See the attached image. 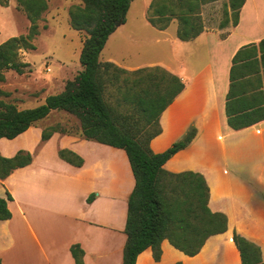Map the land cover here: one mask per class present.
<instances>
[{
	"label": "crops",
	"instance_id": "obj_1",
	"mask_svg": "<svg viewBox=\"0 0 264 264\" xmlns=\"http://www.w3.org/2000/svg\"><path fill=\"white\" fill-rule=\"evenodd\" d=\"M222 4L205 5L204 21L206 10L211 12L209 21L216 14L219 17L220 9H214ZM220 21L214 28L204 22L205 30L196 38H204L216 48L218 69L210 64L199 74H187L183 64L175 70L163 63L134 67L116 58L103 61L130 71L161 66L185 83L183 92L161 115V133L150 147L154 153H161L174 141L167 140V133L179 140L195 127L196 135L189 146L171 157L164 168L172 173L201 174L209 187L210 211L227 218L226 232L210 237L196 256L188 257L164 240L158 262L147 249L135 264H241L233 232L257 245L264 262V121L232 130L225 117L232 57L242 47L264 39V1L245 0L236 26L230 20L219 28ZM149 26L161 36L158 43L168 40L167 29ZM170 38L178 61V42H183L176 38V30ZM40 139L41 129L36 125L12 140L0 139L2 157L11 158L19 150L32 154L28 166L1 181L0 197L6 192L12 197L7 204L11 218L0 221L1 264H74L69 251L72 245L82 249L83 264H122L127 202L134 185L123 150L74 135L54 134L46 142ZM54 140L56 149L49 153L48 146ZM217 140L220 148L215 152ZM64 148L82 158L81 167L58 157Z\"/></svg>",
	"mask_w": 264,
	"mask_h": 264
},
{
	"label": "trees",
	"instance_id": "obj_2",
	"mask_svg": "<svg viewBox=\"0 0 264 264\" xmlns=\"http://www.w3.org/2000/svg\"><path fill=\"white\" fill-rule=\"evenodd\" d=\"M78 1L81 5L73 6L68 16L70 27L86 35L79 57L82 71L65 83L62 92L48 96L44 104L31 109H19L14 103L5 102L2 98L8 94L0 90V139L16 138L47 118L51 111L74 116L79 122L75 133L56 125L42 130L41 142L54 134L74 135L124 151L134 185L127 202L122 264H135L147 249L158 262L164 240L184 255L194 257L210 237L227 230L226 216L213 213L208 207L209 187L201 174L172 173L164 168L171 157L192 142L196 128L191 127L181 140L161 153H154L150 147L151 141L161 133V115L183 92L185 83L161 66L130 71L100 61L109 36L117 25L125 23L134 0ZM217 2H223L219 28L227 26L230 20L236 26L245 0H151L146 18L159 31L175 22L176 38L190 42L205 30L203 7ZM16 4L30 25L25 35L0 44V82L4 81L5 72L21 75L29 67L21 60L20 51L35 49L37 22L47 10L46 0H16ZM0 6L7 7L8 0H0ZM228 78L225 96L228 127L241 130L264 121V39L234 54ZM57 155L74 167L83 164L82 158L70 150H59ZM31 161L32 155L24 150L11 158L0 156V185ZM90 200L89 197L87 201ZM10 201L8 192L0 197V221L11 218L7 206ZM232 240L241 264H264L257 245L236 232ZM69 251L74 264H83L84 253L78 245H72Z\"/></svg>",
	"mask_w": 264,
	"mask_h": 264
},
{
	"label": "rangeland",
	"instance_id": "obj_3",
	"mask_svg": "<svg viewBox=\"0 0 264 264\" xmlns=\"http://www.w3.org/2000/svg\"><path fill=\"white\" fill-rule=\"evenodd\" d=\"M46 2L47 10L37 22L39 32L33 41L35 49L20 51L21 60L28 63L29 67L21 75L13 71L5 72L4 81L0 82V90L8 94L2 99L14 103L19 109H31L44 104L48 96L62 92L65 83L83 69L79 57L86 35L70 27L68 16L69 10L81 3L78 0H46ZM150 2L151 0H134L131 3L125 18L126 26L119 25L117 34L105 44L100 55L101 62L108 58H116L119 62L134 67L163 63L175 70L183 64L187 74H199L210 64L219 68V61L216 58L218 53L214 51L216 48L205 42L204 38L186 43L178 42L176 51L178 61H176L175 52L169 41L176 30V23L172 22L165 32L168 40L158 43L157 40L161 36L149 26L145 14ZM219 9L220 13H223L221 5L214 9V12H219ZM209 13L211 12L207 10L204 13V22L210 28H214L220 19L223 20V14L221 18L220 13L219 17L216 14V18L213 17L209 21ZM29 25L25 14L17 8L16 0H8L7 7L0 6V44L11 37L25 35ZM56 125L72 133L79 128L78 120L62 111H51L48 117L38 122L36 126L42 132ZM166 135L170 136L167 140L174 139L168 148L184 137L183 135L177 140L175 135L169 133ZM56 146L54 140L48 146V152L53 153ZM219 148L217 140L214 151L218 152ZM123 152L121 153L127 164V157ZM128 167L130 170V166ZM130 175L132 178L131 170Z\"/></svg>",
	"mask_w": 264,
	"mask_h": 264
},
{
	"label": "water",
	"instance_id": "obj_4",
	"mask_svg": "<svg viewBox=\"0 0 264 264\" xmlns=\"http://www.w3.org/2000/svg\"><path fill=\"white\" fill-rule=\"evenodd\" d=\"M117 26H119V25H117Z\"/></svg>",
	"mask_w": 264,
	"mask_h": 264
}]
</instances>
